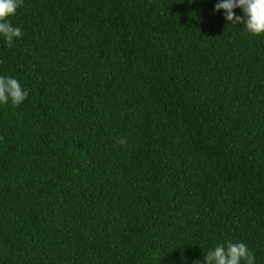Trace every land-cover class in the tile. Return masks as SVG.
Masks as SVG:
<instances>
[{
    "label": "trees",
    "instance_id": "16d2710c",
    "mask_svg": "<svg viewBox=\"0 0 264 264\" xmlns=\"http://www.w3.org/2000/svg\"><path fill=\"white\" fill-rule=\"evenodd\" d=\"M218 2L9 18L0 76L29 96L0 105V264H203L228 241L264 264V35Z\"/></svg>",
    "mask_w": 264,
    "mask_h": 264
},
{
    "label": "clouds",
    "instance_id": "9594fccd",
    "mask_svg": "<svg viewBox=\"0 0 264 264\" xmlns=\"http://www.w3.org/2000/svg\"><path fill=\"white\" fill-rule=\"evenodd\" d=\"M24 6V0H0V37L8 47H12L15 39L23 36L22 29L14 26L9 18L16 15ZM240 8L243 16L235 15L234 10ZM223 10L225 19L231 25L243 24L244 29L252 35H264V0H221L215 5V11ZM3 61L0 60V64ZM29 92L13 77L0 76V105L20 106L28 99ZM118 143L127 146L126 138ZM255 264V256L248 246L242 242L217 244L206 253L203 264ZM195 264H200L196 261Z\"/></svg>",
    "mask_w": 264,
    "mask_h": 264
}]
</instances>
